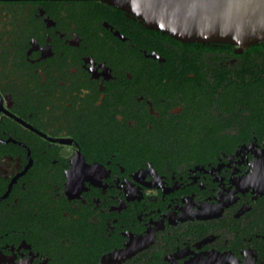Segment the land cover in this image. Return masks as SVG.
Segmentation results:
<instances>
[{
	"label": "flooded vegetation",
	"instance_id": "obj_1",
	"mask_svg": "<svg viewBox=\"0 0 264 264\" xmlns=\"http://www.w3.org/2000/svg\"><path fill=\"white\" fill-rule=\"evenodd\" d=\"M238 51L0 0V264H264V44Z\"/></svg>",
	"mask_w": 264,
	"mask_h": 264
},
{
	"label": "water",
	"instance_id": "obj_2",
	"mask_svg": "<svg viewBox=\"0 0 264 264\" xmlns=\"http://www.w3.org/2000/svg\"><path fill=\"white\" fill-rule=\"evenodd\" d=\"M181 43L264 44V0H100ZM238 51V52H239Z\"/></svg>",
	"mask_w": 264,
	"mask_h": 264
},
{
	"label": "trees",
	"instance_id": "obj_3",
	"mask_svg": "<svg viewBox=\"0 0 264 264\" xmlns=\"http://www.w3.org/2000/svg\"><path fill=\"white\" fill-rule=\"evenodd\" d=\"M118 11H120V10H118ZM121 12V11H120Z\"/></svg>",
	"mask_w": 264,
	"mask_h": 264
}]
</instances>
